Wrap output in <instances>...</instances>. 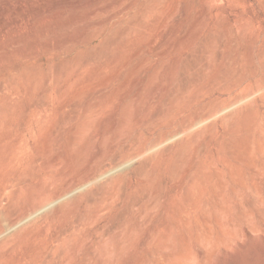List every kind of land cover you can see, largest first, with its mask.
Wrapping results in <instances>:
<instances>
[{
	"label": "rangeland",
	"instance_id": "obj_1",
	"mask_svg": "<svg viewBox=\"0 0 264 264\" xmlns=\"http://www.w3.org/2000/svg\"><path fill=\"white\" fill-rule=\"evenodd\" d=\"M0 264H264V0H0Z\"/></svg>",
	"mask_w": 264,
	"mask_h": 264
},
{
	"label": "bare ground",
	"instance_id": "obj_2",
	"mask_svg": "<svg viewBox=\"0 0 264 264\" xmlns=\"http://www.w3.org/2000/svg\"><path fill=\"white\" fill-rule=\"evenodd\" d=\"M38 206H42V204L40 203V204H34V205L27 206V208L25 209V211L26 212L32 211V210H34Z\"/></svg>",
	"mask_w": 264,
	"mask_h": 264
}]
</instances>
